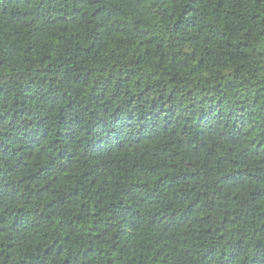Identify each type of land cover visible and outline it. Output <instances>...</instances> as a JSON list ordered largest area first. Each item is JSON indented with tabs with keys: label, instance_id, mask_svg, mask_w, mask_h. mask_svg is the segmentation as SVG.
<instances>
[{
	"label": "trees",
	"instance_id": "obj_1",
	"mask_svg": "<svg viewBox=\"0 0 264 264\" xmlns=\"http://www.w3.org/2000/svg\"><path fill=\"white\" fill-rule=\"evenodd\" d=\"M0 264H264V0H0Z\"/></svg>",
	"mask_w": 264,
	"mask_h": 264
}]
</instances>
